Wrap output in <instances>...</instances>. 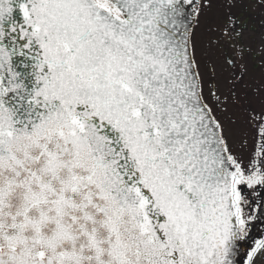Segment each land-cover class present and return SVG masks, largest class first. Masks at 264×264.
<instances>
[{
	"label": "snow or ice",
	"instance_id": "6c2138e0",
	"mask_svg": "<svg viewBox=\"0 0 264 264\" xmlns=\"http://www.w3.org/2000/svg\"><path fill=\"white\" fill-rule=\"evenodd\" d=\"M258 220L264 0H0V264H264Z\"/></svg>",
	"mask_w": 264,
	"mask_h": 264
},
{
	"label": "water",
	"instance_id": "95a60500",
	"mask_svg": "<svg viewBox=\"0 0 264 264\" xmlns=\"http://www.w3.org/2000/svg\"><path fill=\"white\" fill-rule=\"evenodd\" d=\"M257 233L264 235V220H258L253 222L251 226V234L255 238H260V236H257Z\"/></svg>",
	"mask_w": 264,
	"mask_h": 264
}]
</instances>
